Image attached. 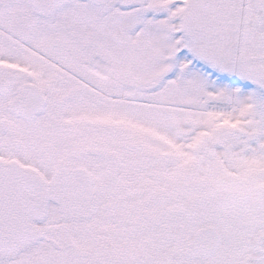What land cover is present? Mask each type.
Returning <instances> with one entry per match:
<instances>
[{
    "label": "snow or ice",
    "instance_id": "snow-or-ice-1",
    "mask_svg": "<svg viewBox=\"0 0 264 264\" xmlns=\"http://www.w3.org/2000/svg\"><path fill=\"white\" fill-rule=\"evenodd\" d=\"M0 264H264V0H0Z\"/></svg>",
    "mask_w": 264,
    "mask_h": 264
}]
</instances>
